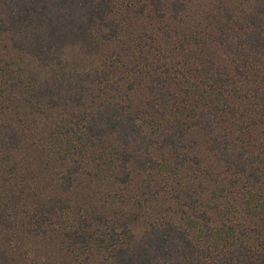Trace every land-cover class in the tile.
Listing matches in <instances>:
<instances>
[{
    "label": "rangeland",
    "instance_id": "374dc122",
    "mask_svg": "<svg viewBox=\"0 0 264 264\" xmlns=\"http://www.w3.org/2000/svg\"><path fill=\"white\" fill-rule=\"evenodd\" d=\"M104 1L89 41L67 46L59 63L0 31V122L21 138L15 149L0 144V250L11 264H114V247L171 222L216 255H264V61L244 65L238 22L213 20L242 1ZM67 74L80 79L75 100L39 97ZM208 93L214 130L191 128L179 151L152 145L147 169L123 158L116 134L90 131L116 104L156 137L168 121H192ZM221 144L241 154L242 169L223 161ZM53 200L64 205L49 213Z\"/></svg>",
    "mask_w": 264,
    "mask_h": 264
},
{
    "label": "trees",
    "instance_id": "16d2710c",
    "mask_svg": "<svg viewBox=\"0 0 264 264\" xmlns=\"http://www.w3.org/2000/svg\"><path fill=\"white\" fill-rule=\"evenodd\" d=\"M241 1L238 13L227 8L215 15L213 20L219 23L238 22L240 35L234 49L244 65L264 61V0ZM106 5L104 0H0V31L11 33L17 49L42 63H59L67 46L89 41L93 23L105 13ZM79 81L74 74H67L61 79L41 84L36 92L41 98L66 104L76 99ZM158 95L161 99L168 98V95L176 97L169 91L167 94L161 91ZM207 99L204 105L193 108L195 114L192 121L183 120L178 123H181L179 126L168 121L167 127L156 137L153 130L149 132L145 129L135 114L116 104L96 114L90 131L96 136L116 134L123 149V158L147 169L155 164L151 155L152 145L179 151L188 145L186 132L191 128L197 126L205 131L214 130L217 104L211 93H208ZM20 142L15 127L0 122L2 147L15 149ZM218 149L225 163L241 167L243 157L239 152L227 148L225 144L219 145ZM180 195L191 198L185 191ZM63 205L62 200H53L44 209L51 213ZM224 249L221 256L216 255L210 247L196 243L186 230L165 222L146 231L133 244L127 242L114 247L112 259L114 264H264V255L244 253L240 247ZM0 261L2 264L13 262L2 250Z\"/></svg>",
    "mask_w": 264,
    "mask_h": 264
}]
</instances>
